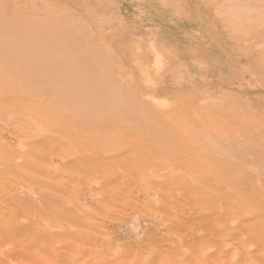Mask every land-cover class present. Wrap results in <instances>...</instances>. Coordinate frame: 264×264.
Masks as SVG:
<instances>
[{
    "label": "rangeland",
    "instance_id": "374dc122",
    "mask_svg": "<svg viewBox=\"0 0 264 264\" xmlns=\"http://www.w3.org/2000/svg\"><path fill=\"white\" fill-rule=\"evenodd\" d=\"M96 1L97 0H0V80L9 79L11 82L14 83L13 85L15 91L14 93L9 89H6L0 99L13 100L18 95L28 96V98H31L34 101H38L40 99L37 93H35L37 97L33 95V91L31 94L28 93L29 90H30L29 92H31V89H28V85H25L24 83L18 84V81L21 80L22 78L20 77L21 75H19L20 79H18V77L17 78L14 77V74L17 73L16 70L18 71L19 69L20 71H23L25 69L26 71L27 69H29L28 67L30 65H26L28 66L27 69L26 66H24L26 62L24 63V65L20 63V60H22L23 57L25 56L27 57L32 56L30 57V59L31 58L34 59L35 55H38L37 57H35L34 60L37 63L39 62L42 63V65H44L42 67H49L50 65L55 63V65L53 64L55 68L58 64L60 65L57 66L58 71H60L59 74L62 72L61 74H63L62 75L63 77L68 78L72 76L75 79H76V67L80 64V60L82 62L81 65L87 63L89 64L90 60L91 61L93 60L92 63L91 62L90 63L92 64L94 69L95 66H97V64L98 66H100L101 68L100 70H102L106 66L104 72H107L106 73L107 76L109 75L110 78L112 79L113 77L116 78L113 79L114 82L116 80V82L118 83L119 82L118 79H119L120 84H125L129 81L126 74L117 73L118 68L119 69L121 68V63L125 62L124 65L126 67V70L132 69L135 72L141 73V71H143L141 70L142 69L140 67L141 65L144 68V70L147 72L150 69H153V67L151 66H154L156 64V60L154 59L155 57L154 52H155L157 53L156 55L161 56V58L164 57L162 61L166 62L167 60L169 65L166 66L165 63L163 72L159 74L158 73L155 74L153 73V71H150L148 73L150 75L149 80L153 81L154 85L157 84L158 86L160 85L163 86V84L165 85L169 84L168 85L170 87L169 95L179 93V91L176 89H178L180 86L183 85V83L186 82L181 80L175 83L173 82V78L164 75L169 70V68L172 69L173 67L178 65L177 61L179 60L180 56L182 55L184 56V58L188 62V65L190 66V70L194 74V78H195L194 82H189V80H187L186 78L188 82H186L184 86L188 89L186 91L180 90L181 92L178 94L179 101L181 102L179 105L182 106L180 107L178 105L175 109L178 113L177 115L180 116V117L178 116L177 119H175L176 121L177 120L178 121L181 120L180 122L184 121L182 120L184 119L183 118L184 116H187L188 118L190 117L192 119L195 116V119L197 120L198 124L199 121H201V123L202 121H204L205 124L206 122L207 123L210 122L207 125L211 127L220 125V127L218 128H221L222 130L223 129L227 130L229 134L233 137L237 135L235 138H239L241 134L242 136L247 137L248 133H250V131L248 132V128L253 126L251 124L264 122V0H102L104 4H101L100 6L96 4ZM123 1L129 3L123 4ZM90 2H92L91 5ZM135 7L137 9H140L141 13L137 12L132 17L133 11L136 10ZM95 8L98 9L95 10ZM113 11L116 12L113 13ZM116 15L121 16L119 17L120 19L127 20L126 23L127 28L124 29L122 28V26L120 27L117 26L118 25L116 24L117 22H115V19L113 20V16L115 18ZM103 17L106 18L108 17V19L110 18L111 20L109 19L107 22H105L106 23L105 25L103 24L101 26L100 22ZM197 23H199L200 25ZM76 24L79 27H77ZM133 28L135 29V31ZM76 29H78V31H76ZM112 29L113 31H111ZM126 29L128 30L126 34L129 36H125L124 34ZM84 30H86V36L88 35L86 39H88L91 36V39L90 38L89 39L92 41V43H94L92 44V46L91 43H89V39L88 42L85 39ZM88 31L90 32V34H87ZM111 32L114 33L112 34ZM116 33L119 34L117 35ZM76 34H78L77 39H76ZM105 34L106 36H104ZM79 37L81 39H79ZM84 39L86 40V42ZM125 39H128V41ZM76 40L77 41L82 40V42H80L81 44L80 46H82L81 51L83 50L82 51L83 53L87 52L86 53L87 56H89V54L91 53L89 51L90 47L88 46H91L90 50L95 51V52L93 51L94 53H91L92 54L91 57L93 59H91L90 56L88 59L87 56L83 57L84 54L80 53L81 52L80 46L78 45L79 41L76 42ZM137 41H139L140 43ZM98 42L100 44L99 47L103 45L104 47L103 49H105L103 53H107L108 51L107 53L108 55L105 54V56H107V61L105 58L106 62L103 61L104 57L102 55L104 54L101 53L102 51H99V53L101 54H98L97 51L100 49L99 48L97 50L95 49L98 47ZM105 42L111 43L112 45V47H110L111 49L110 48L107 49L105 47L104 45ZM134 43L135 45H133ZM137 43L138 45H136ZM148 43H151V46L155 47L153 50L154 52H152V50L148 51V49L151 48L148 47V45L150 46V44ZM123 44L125 47L122 46ZM113 45L115 46L113 47ZM214 45L216 47H214ZM135 46L136 47L138 46V48L140 47L139 49H141V51L138 49L139 50L138 52H140L141 55L136 51L137 49L135 48ZM77 48L79 52L76 51ZM173 48H175L174 49L175 51L172 50ZM210 48L211 49L213 48V50H211ZM134 50L137 52V56H140L139 60ZM204 50L206 51V53ZM145 51L148 53V55ZM78 54L80 56V59H78L79 61L78 60L76 61V58H79ZM115 54L117 55L115 56ZM118 54L120 55L118 56ZM208 54L210 57L208 56ZM9 55H11V57ZM39 55H41L42 57L41 59H39ZM98 55H100L99 56L100 58L103 57L101 58L102 62H100L101 59L98 57ZM122 55H129L130 57H132V60L130 62H126L125 59H123L122 61L121 59ZM13 56L15 58L21 56L22 58L19 59L20 57H18L19 59L18 60L17 58L14 59ZM171 56H174L173 60H171L172 59ZM82 57L83 59H87L88 62L86 60L84 61ZM110 57H112L111 60ZM113 57L115 58L113 59ZM141 57L143 58L142 63L140 61L142 60ZM28 58H24L21 62H24L25 59L28 60ZM108 58L111 61V63H112V59L113 60L116 59L114 63H117V65L119 64L118 65L119 67L116 66V64L115 66L112 65L114 64L112 63L111 64L112 67L108 68L107 64H109L110 62ZM12 59H14V62H12ZM228 59H230L229 60L230 63H228L229 62ZM34 60H32L33 63L35 62ZM154 60L155 62H152ZM44 61L46 62V64H43ZM18 62L21 64L23 70L20 68L21 66L19 67V65H18V69H15L16 64H19ZM219 62H220V66L218 64ZM93 63L95 64V66L93 65ZM129 63L130 64L132 63L131 64L132 68H130ZM101 64L103 65V67L101 66ZM84 66L81 67L83 68ZM34 67H36L37 69H35ZM33 68L34 69L31 68L32 72L37 71L39 69L37 65H34ZM51 68L53 69V67ZM78 68L80 69V74H82L81 73L82 68L80 67ZM56 69H53L56 71L54 73L58 72ZM95 70L100 71L97 67ZM235 70L237 71L235 72ZM25 71L23 73H25ZM112 71H114V74H111ZM196 72L198 75L196 74ZM26 73L29 74V72ZM101 73L103 72L101 71L100 74ZM237 73L239 74L237 75ZM25 74H23V78H25ZM103 74L105 75V73ZM104 75L102 76L101 74L99 77L105 78ZM222 75L223 76L225 75L224 76L225 80L222 77ZM110 78L108 77L107 79ZM231 78H233V80L228 81V79ZM112 79H110V81H113ZM26 80L28 79L26 78ZM239 81L240 83H238ZM21 82H25V81L22 79ZM19 85L20 86L24 85L25 87L27 86L26 90H24L23 86L22 88L21 87L19 88L18 87ZM59 85L61 87H64L65 90H67L66 84L61 83ZM213 86L216 89L213 88ZM31 88L32 90H34L33 83ZM64 88H62V90H64ZM69 88L70 86H68V89ZM60 90L61 89L59 87V91ZM58 93L60 96V101L63 99V102L65 101V103L66 102L68 103L69 101L67 100L72 99V102L70 101L71 104L75 103L74 101H78L79 103L78 98L85 97L83 94H80V96H78V98L76 97L75 100L74 98L75 96H77V94L73 95V92L72 94L71 92H69V94L68 93L63 94L61 92ZM124 94L126 95V93ZM260 94H262V96ZM64 95L65 97H63ZM106 96L104 98L107 99L108 95ZM231 97H233V99H231ZM85 98L87 101L81 98L83 102L79 103V105L84 104L83 107L86 108L87 106H89L87 105L89 97L87 99V95H86ZM198 98H205L206 100L210 99L209 101H212L214 103L211 108L207 110H202V109L200 110V107H198L199 104L198 101L200 102V100H198ZM222 98L225 100L222 101ZM185 99L187 100L192 99L191 100L192 102H190V104L184 107L182 102ZM129 100L127 98V101ZM106 101H108V99L105 100V102ZM122 101L120 102V105L121 103L123 104ZM194 101L196 102L194 103ZM130 102L135 104L134 100L133 101L130 100ZM130 102H129V104H131L130 106L133 107V104ZM65 103L63 104V107L62 105L56 107L52 104L54 111L52 110V112L49 113L51 120L54 119L60 120L61 118L64 119L65 117L68 118V116L70 117L71 115H73L72 112L76 110V107H80L79 105L75 107V105L78 104L76 102V104H73V109L68 110V113L66 114L67 111L65 110H67V108L68 109L71 108V106L66 108L68 104ZM105 104L108 103L106 102ZM123 106L122 108H125ZM251 106L253 109H251ZM136 107L137 106L134 105L133 108L135 109ZM60 108H62L63 110H61ZM89 108L95 110L92 104ZM96 108L97 109L99 108L98 105H96ZM178 108L181 110H179ZM126 109L127 107L125 108V110L123 109L126 112L118 111L117 115L120 117H127L130 112L129 110H131L132 108L130 107L129 109L127 110ZM134 109L133 111H135ZM248 109L250 110L248 111ZM193 110L195 111V113L196 112L197 113L196 114L193 113L194 112ZM27 111H28L27 113L30 115L35 113L34 109ZM127 111H128V115L126 116ZM214 111L217 113H214ZM137 112H140V109H138ZM253 112L255 116L253 115ZM122 113H124L123 115L125 116H122ZM198 117L204 118V120H201ZM117 118L119 117L115 116L116 120H118ZM208 119L210 120L207 121ZM256 119L258 120L260 119V120L258 121ZM218 120H223L224 122H219ZM139 121H140L139 125L140 124L142 125L141 122H144L143 120L142 121L139 120ZM177 122L176 123L174 122V124L177 125ZM179 125L182 126L183 124L180 123ZM245 125L246 126L248 125L249 127H247L246 129L244 128ZM142 126H144V123ZM38 127H40V129ZM135 128H136L135 126L129 127L127 133L130 134L131 132H133ZM189 128L192 129L191 126ZM35 130L38 131V133L41 134L44 139L46 135L43 136V134L46 133L45 130L47 129L43 124L40 125L37 124L35 125L33 130L31 129V131L30 130H25V131L30 132V135L33 136L34 134H37ZM39 130L42 131L40 132ZM58 130L56 131L60 133L64 132L63 127H60V129ZM32 131L34 132L32 133ZM236 131L237 132L240 131V132L237 133ZM46 134L50 135V132H47ZM126 134L124 138L129 137V134H127L128 136ZM53 135H58V134H56L55 132ZM217 136L218 135H216V137ZM262 136L264 137V133ZM262 136L259 135L258 137L260 138V140L259 138L258 139L256 138L255 141L257 143L259 142L263 143L261 142V139L262 141H264V138H262ZM32 139L36 145L37 143H39V146L38 145L37 146L40 147L39 148L40 150L41 149L40 145L42 144L43 139L41 138L40 140L37 139L38 141L36 140L35 137H33ZM20 142L21 140L19 138V134H17L16 138L13 139L11 142V147H10L11 151L20 149L21 148ZM179 142L182 143V141ZM114 144L118 146L117 142ZM114 144L112 145L114 146ZM246 145H248V143L244 142V145L241 144L240 146L241 147L243 146L244 148L246 147ZM177 146L176 147L172 146L173 147L172 149L176 148L178 149V151H183L182 144H179ZM144 147L145 145H141V144L138 146V149L141 152L140 153L141 167H146V166L148 167L149 165L154 166L157 168L159 173L161 172V174H166V173L171 174L174 173L175 170L179 169L178 171H180L181 168L180 171L181 175L180 172L177 171L175 172V174H178V176H182V172L184 173L183 175H186L189 173L188 170H191L196 166V161L194 159H190L183 164L184 167H186L185 165H187L186 168L183 167L181 162L180 165L182 166H178L177 162L171 163L172 161H170L169 163V161L164 160L165 158H158L157 157L158 154L154 151L153 147H151V150L147 146L146 149H144ZM241 147L238 149L236 148V150L233 149L234 151L233 150L232 151L234 153L230 152L228 157L229 156L230 158L235 157L233 159L235 161L238 159L240 160L244 159L246 156L245 154H243L244 153L242 151L243 148ZM147 148H149V151L146 152ZM247 148L248 147H246V149ZM178 151L174 152V155H176ZM238 151L240 152L242 151V152L238 153ZM40 152H41L40 154H43L44 156L42 157L43 159L40 157L39 161L42 160L41 163H43L44 158L47 159V155L45 153H42L44 152L43 146ZM237 153H238V157L236 156ZM242 155L243 158L241 157ZM1 156L2 153H0V159ZM154 157L157 158L154 159ZM127 160L130 161L128 162L129 164L133 163L131 160L129 159ZM127 160H125L126 163ZM160 160L161 162L163 160L164 164L163 163L160 164L159 162ZM107 161L110 163L109 166H111L112 169L119 167L120 166L119 163H121L122 167L124 166V162L118 161L119 163L117 164V162L115 161L114 163L113 158L108 159ZM143 162H146L147 165L146 163ZM188 162L191 164L190 166H188L187 164ZM261 162H263V160H261ZM155 163L157 165H155ZM44 164H46L45 161ZM129 164H127L128 166L125 165L126 169L129 167ZM168 164H170L171 167L173 166L175 167L173 171H170L168 169L169 166H166ZM215 164H213V166H215ZM62 166L63 168L60 171L51 172V175L46 177V183L52 186L53 188L60 187L64 183H66V186L69 188V190L76 189V184L79 185L81 181L77 180L76 177L70 176V171L76 168V163H74V161L72 160L64 161L62 163ZM130 167L131 168H129L128 170L132 169V166ZM170 169L172 170V168ZM25 170L30 171L31 167H26L25 169H23L21 164H15V166L7 170V174L13 183H17L23 178V172ZM242 172L244 173V175ZM239 177L241 178L242 182L251 183L253 189L252 188L249 189L246 187H244L245 188L244 189L240 186L242 189L240 187L238 189L235 188L234 189L235 191H257V190L261 191L262 183L264 184V174L255 175L254 173L253 175V172H245L242 169ZM243 178L245 180H243ZM255 179L258 180L259 182L255 181ZM31 182L33 181H30V183ZM254 183L256 185L258 184L261 187L254 186L255 185ZM5 184L6 182L2 178H0V228L1 229H5L9 222L19 223L22 220L29 217V214L26 213L24 210L16 208L15 201L11 202V200H9L10 191H8V188L6 187ZM190 185L191 186L189 185L180 186L178 184H174L172 187H168V191H151L152 198L149 199H147L145 195H142L141 191H134L130 187H124L119 182L114 180L107 181L100 189V191H92L89 197H85L81 199L76 198L77 192L79 191H44V192H51L55 196V201L49 206L42 208V204L40 200L38 199L32 200L30 201L29 208L40 209L42 215L39 216V219L42 218V216L45 214L52 217V220L54 222L53 230H57V232L60 233V237H49L47 234V231L49 232V230L44 225V222H40L37 228L38 235H35L34 232H31L27 236L25 241L22 243H19L17 240H13L14 249L18 248L22 244H25L28 246H32L38 253L46 257V260L42 261L41 263H35V264H68L67 263L68 260L64 259V257L66 256L69 258V260L70 259L73 260L72 264H175L180 261L179 260L180 256H173L170 253H164L159 255L153 254L149 259L140 261L138 259V254L145 252L150 246L161 245L166 247L167 240L170 237H176L175 238L176 241L183 240L181 244H183V246L188 247V250L190 249V242L186 243V241L187 240L190 241V237H191L190 234L193 229L182 226L181 220L178 219L176 215H179L181 213V210H183L184 208H190L191 205L185 200L179 204H174L169 198L171 196H174L175 193L179 194L182 191H200L196 186L194 187L192 184ZM6 201L11 202V205L8 208L5 207ZM60 210H63V212L65 213H70V212L74 213L75 219L69 221L64 218H61L60 215H58ZM7 211H9L11 214L5 215ZM132 216L134 217L135 230H139L140 227L144 225L143 220L148 219L151 216L157 218L158 223L155 226V228L146 236H133V235H129L128 237L118 236L117 227L124 228L129 223ZM163 218H165V220H163ZM59 222L63 223V229L61 230L58 228ZM85 223H90V228L88 230L84 229ZM71 227H73V229H71ZM81 232H84V235L77 236ZM74 233H76V239L73 241L72 236ZM58 241L61 243L60 245L57 244ZM227 242L230 244L233 243L234 245L237 246V248L234 249L232 245H229L231 249L227 253L224 252L222 256V258L226 262H228V259L234 255L237 257L235 263H238L239 261L238 259L240 258L242 251V246L246 243H249L251 245V254L253 256H257L260 253V248L258 246L252 245L254 243L253 240L248 242H243V240L240 238L238 234H234L230 239L227 240ZM192 251H193L192 257L196 261L206 260L203 255V252L200 251L199 247L193 248ZM7 258H8L7 255L0 254V264L3 263ZM210 259L211 260L215 259V255L213 254V252L210 254ZM18 263H21V260H19Z\"/></svg>",
    "mask_w": 264,
    "mask_h": 264
},
{
    "label": "bare ground",
    "instance_id": "6f19581e",
    "mask_svg": "<svg viewBox=\"0 0 264 264\" xmlns=\"http://www.w3.org/2000/svg\"><path fill=\"white\" fill-rule=\"evenodd\" d=\"M126 3H129V2L123 1V4H126ZM91 4L92 2H90V5ZM96 4L100 6L101 4H104V3L102 0H97ZM97 9L95 8V10ZM140 11H141L140 9L136 8V10L133 11L132 17L137 12H140ZM115 12L113 11V13ZM114 16H113V20L115 19V22H117L116 24H118L117 25L118 27L122 26V28L124 29L127 28L126 19H120L119 17L121 16H117V15L114 18ZM109 19L108 17L107 18L103 17L101 19L100 25L101 26L103 24L105 25L106 24L105 22H107ZM76 31H78V29H76ZM84 31H85L84 34H85V39H86L88 35L86 36V30ZM111 31H113V29ZM126 32H128L127 29L124 33L125 36H129L126 34ZM111 33H110V36H111ZM78 34H76V39L78 38L77 37ZM87 34H90V32L88 31ZM104 36H106V34ZM89 38L91 39V36ZM79 39L81 38L79 37ZM88 39H86L87 42H88ZM90 39H89V43H91V46H92V44L94 43H92ZM125 40L128 41V39H125ZM78 41H79L78 45L80 46L81 45L80 42H82V40H78ZM78 41L76 40V42ZM148 44H150V46L148 45V47L149 48L151 47L150 49H148V51L152 50V52H154L153 50L155 47L151 46V43H148ZM104 45L107 49L112 47L111 43L109 42H105ZM128 45H129V42H128ZM133 45H135V43ZM136 45H138V43ZM91 46H88L90 47L89 51L91 53H94L95 52L94 50H90ZM99 46L100 44L98 42V47L95 49L97 50L99 48L100 50H98L97 52L98 54H101L103 53L105 49H103L104 48L103 45L101 46L102 49ZM114 46L115 45H113V47ZM122 46H124V44ZM81 47L82 46H80V51H81ZM214 47L216 46L214 45ZM135 48L137 49L136 50L137 52L139 50L141 51V49H139L140 47L138 48V46L137 47L135 46ZM174 49L175 48H173L172 50ZM211 50H213V48ZM76 51H78V48ZM82 51L80 53L84 54L83 57L84 56L86 57L87 52L83 53ZM89 51H88V54H89ZM99 51H102V52L99 53ZM137 52H136V56H137ZM91 53L89 54V56L91 59H93L91 57L92 55ZM107 53H103L104 54L102 55L104 57L103 61H105V58L107 61V56H105V54ZM138 53L140 54V52ZM154 54H155L154 59L156 60V64L154 66H151L153 67V69H150V70L148 69L149 71L147 72L144 70V68L141 65H140V67L142 68L141 70H143L141 71L139 69L141 73L135 72L132 69L126 70V67L124 65L125 62L121 63V68L120 69L118 68L117 73L126 74L129 81L125 84H120L119 79H118L119 81L118 82L119 84H118L116 80L115 82L113 80L116 78L113 77L112 79L110 78L109 75L107 76L106 75L107 72H104L106 66L103 68L104 70L103 69L100 70L101 69L100 66H98V64L97 66H95L94 64L95 62H94L93 65L95 66V69L97 67L100 71L95 70L91 64L93 60L92 61L90 60L91 63L89 62V64L87 63L83 65H81L82 63L81 60H80V64L77 62L80 66L78 65L76 67V79L73 78L72 76L68 78L63 77L62 76L63 74H61L62 72L59 74L60 71H58L57 66H60V65L56 63L57 66L54 68L55 63H53L54 64L53 65L51 63L52 60L50 62L52 65H50L49 67H42L44 66L42 65V63L40 62L37 63L34 60L35 57H37L38 55H35L34 59L31 58L32 60L35 61L34 63L30 59V57L32 56H28L29 58L27 56L23 57V59L28 58V60L25 59L24 62H21L23 59L20 60V63L22 65H24L25 62L26 63L24 66L30 65L29 67L26 66V69L27 67L29 68L26 71L25 69L23 70L19 62H18L19 64H16L17 67L15 66V69H18V65H19V67L21 66L20 68L23 70V71H20L18 69V71L16 70L17 73L14 74V77L16 78L18 77V79L22 77L21 80L18 81V84L24 83L25 85H28V89H31V92H29L30 91L29 90L28 93L31 94L33 91V95L36 97L38 95L40 99L38 101H34L31 98H28V96H23V95H18L13 100L0 99V153H2V156L0 159V178H2L6 182L5 185L8 188V191H10L9 200H11V202L15 201L16 208L22 209L26 213L29 214L28 218L22 220L19 223L9 222L5 229L0 228V254L8 256V258L1 264H35V263H41L42 261L46 260V257L38 253L32 246L22 244L16 249H14V246H13V240H17L19 243H22L25 241V239L31 232H34L35 235H38L37 228L40 222H44V225L49 230V232L47 231V234L49 237H60V233H58L57 230H53L54 222L52 220V217L45 214L42 216V218L39 219V216L42 215L41 211L40 209L29 208L30 201L37 200V199L40 200L42 204V208H45L49 206L50 204H52L55 201V196L51 192H44V191H79L77 192V195H76L77 199L89 197L92 191H100L103 185L109 180L117 181L122 186L130 187L134 191H141L142 195H145L147 199L152 198L151 191H168V187H172L174 184H178L180 186H187V185L191 186L190 184H192L194 187L196 186L200 190V191H182L179 194L175 193L174 196L169 197L170 200L174 204H179L185 200L191 205L190 208H184L183 210H181V213L179 215H176V217L181 220L182 226L193 229L190 234L191 235L190 241L189 240L186 241V243L190 242V249L188 250V247L183 246V244H181L183 240L176 241L175 240L176 237H170L167 240L166 247L161 246V245L150 246L145 252L138 254V259L140 261L149 259L153 254L159 255V254H164V253H170L173 256H180L179 257L180 261L175 264H264V189H262L264 188L263 186L264 184L262 183L261 191H258V190L257 191H235L234 190L235 188L238 189L240 186L242 188L246 187L249 189L253 187L251 183H244L241 181V178L239 176H240L242 169L245 172H253V175L254 173L255 175L264 174V163H263L264 162V141H262V139H261V142L263 143H260L259 141H258L259 143H257L255 141L256 138L257 139L259 138L258 137L259 135L262 136L264 133V122L251 124L253 125L251 127H249L248 125L247 126L245 125L244 128L247 129V127H249L248 132L250 131V133H248L247 137L242 136L241 134L239 138H235L237 135L234 137L231 136L227 130H224V129L222 130L221 128H218L220 127V125L211 127L207 125L210 122L209 123L206 122L205 124L204 121H202L201 123L199 119L204 120V118H201V117H198L199 124L197 123L195 116L192 119L190 117L188 118L187 116L183 117L182 115L184 119L182 118L181 119L184 121L180 122L181 120L179 121L177 120L178 121L177 122L175 119H177L179 115H177L178 113L175 109L181 103L179 101L178 94L181 91H184V90L186 91L188 89L184 86V84L188 82L187 80H189V82H194V79H195L194 74L190 70V66L188 65V62L184 58V56L183 55L180 56L179 60L177 61L178 65H176L172 69L168 67L169 70L164 75H167L173 78V82L175 83L181 80L186 81V82L183 83V85L180 86L178 89L175 88L176 90L179 91V93L169 95L170 93V87L168 86L169 84L168 85L163 84V86L162 85L158 86L157 84L154 85L153 81L149 80L150 75L148 73L150 71H153V73L155 74L156 73L159 74L163 72L165 63H166V66L169 65L167 60L166 62L162 61L164 57L161 58V56L156 55L157 53L155 52ZM116 55L117 54H115V56ZM119 55L120 54H118V56ZM9 56L11 57V55ZM89 56H87V59L89 58ZM99 56L100 55H98V57ZM18 57H20L19 59L22 58L21 56H18ZM18 57L16 58L18 59ZM137 57L139 60L140 56H137ZM171 57H172L171 60H173L174 56H171ZM13 58L16 59L14 56ZM41 58H42L41 55H39V59ZM111 58L112 57H110V60ZM114 58L115 57H113V59ZM14 59H12V62H14ZM78 59H80V56L79 58H76V61ZM87 59H83V60L84 61L86 60L88 62ZM113 59H112V63H114V61L116 60V59L115 60ZM121 59L122 61L123 59H125L126 62H130L132 60V57H130L129 55H122ZM141 59L142 60L140 61L142 63L143 58L141 57ZM155 60L152 62H155ZM229 60L230 59H228V61ZM10 61H11V58H10ZM100 62H102V59L100 60ZM112 63L110 61L109 64L107 63L105 64H107L108 68L109 67L111 68L112 65L115 66V64L116 66L119 65V64L117 65V63H114V64ZM228 63H230V61ZM43 64H46V62L44 61ZM131 64L129 65L130 68H132ZM218 64L220 66V62ZM34 65H37V67L39 68L37 70L38 72L37 71L32 72V69L34 68L37 69L36 67L33 68ZM81 66H84V67L82 68ZM101 66L103 67L102 64ZM51 67H53V69L57 68L56 70L58 72L54 73L56 71L53 70ZM78 67L82 68V71H81L82 74H80V69ZM202 70H203V67H202ZM237 70H235V72ZM24 71L25 73L26 72H29V74L31 73L30 75L26 73L27 76L29 77H27L26 74L23 73ZM101 71L105 73V75L101 73L102 76L103 75L105 76V78L103 77L104 79L102 77H99L101 75L100 74ZM77 73L80 75H78ZM23 74H25V78H23ZM111 74H114V71H112ZM238 74L239 73H237V75ZM19 75L21 76L19 77ZM106 76L107 78L109 77L113 81H110V79H107ZM224 76L222 75L223 78ZM26 78L28 80H26ZM22 79L25 82H21ZM153 80H154V77H153ZM230 80H233V78L228 79V81ZM143 82L146 84H144ZM28 83H30L31 86L33 83L34 90H32L30 84ZM61 83H64L67 85L66 86L67 90H65L64 87H61L59 85ZM238 83H240V81ZM13 84L14 83L11 82L9 79L0 80V98L6 89H9L10 91L15 93ZM35 85H36V88H35ZM22 86L24 90H26L27 86L26 87L24 85ZM22 86L19 85L18 87L22 88ZM68 86H70L69 89H68ZM59 87L61 90L62 88H64L65 92L64 90H62L64 93L61 90L59 91ZM213 88L215 87L213 86ZM58 92H61L63 94H67V93L69 94V92H71L72 94L73 92V95L77 94L75 98L73 97L75 100H76V97L78 98V96H80V94H83L85 97L87 95V99L89 97L88 99L89 103L87 102V105L89 106L87 105L85 106H87L88 109L87 107L86 108L83 107L84 104L79 105V103L83 102L82 99L86 100L85 97H80L78 98L79 103L78 101H74L75 103H73V104H76V102L78 103L77 105H75V107L78 105L80 106V107H76V110L72 112L73 115H71L70 117L68 116V118L65 117L64 119L61 118L60 120L59 119L51 120L49 113H51L53 110L52 104L56 107H59L61 105L63 107V104L65 103V101L63 102L62 98H61L62 100L60 101V96ZM193 92H196V91H193ZM35 93H37V95ZM124 93H126V95ZM195 94H198V93H195ZM106 95H108V98H107L108 101H106L108 104H105L106 103L105 100L107 99L104 97ZM260 95L262 96V94ZM63 97H65V95ZM233 97H231V99H233ZM127 98L128 100L130 99L131 101L134 100L135 104L130 102V100L127 101ZM191 100L185 99L182 102L184 107L190 104V102H192ZM198 100H200V102L198 101L199 103L198 107H200V110L201 109L207 110L211 108L214 103L212 101H209L210 99L206 100L205 98H198ZM224 100L225 99L222 98V101ZM67 101L69 102L68 103L66 102L68 104L66 108L69 106H71V108L69 109L67 108V110H65L67 111L66 114L68 113V110L73 109V104L70 103V101L72 102V99H69ZM121 101L123 102V104L121 103V105L122 106L125 105L123 107L125 108L127 107V109H129L130 107L132 108L131 109L132 112L131 110H129L130 111L129 115L127 111L126 113V116L128 115L127 117H120L117 115L118 111L122 112L125 110V108H122V106L120 105ZM196 101H194V103ZM129 102L133 104V107L134 105H136L137 107L134 109L132 106H130L131 104H129ZM91 104L93 105V108H95V110L89 108ZM96 105H98L100 110L99 108L98 109L96 108ZM159 107L162 109H160ZM222 108H225V107H222ZM31 109H34L35 113L30 115L27 113L28 112L27 110H31ZM60 109L63 110L62 108ZM133 109L135 111H133ZM138 109H140V112H137ZM251 109H253L252 106H251ZM249 110L250 109H248V111ZM193 113H195V111ZM214 113H217V112L214 111ZM123 114L124 113H122V116H125ZM253 115H254V112H253ZM115 116L119 117L117 118L118 120L115 119ZM139 120L144 121V122H141L142 125L144 123V126H142L141 124L139 125L140 123ZM209 120L210 119H208L207 121ZM218 121L224 122L223 120H218ZM174 122L175 123L177 122V125H175ZM180 123H182L184 126L179 125ZM37 124L39 125L43 124L45 128L47 129L45 130V132L46 133L50 132V135L46 133L43 134V136L46 135L43 139L42 135L39 134L38 131L36 130L35 131L37 132V134H34L33 136L30 135V132L25 131V130L31 131V129L33 130V128ZM131 126H135L136 128L133 130V132L129 134L127 132H128V128ZM190 126L192 129L189 128ZM60 127L64 128L63 133L58 132L59 131L58 129H60ZM38 128L40 129V127ZM33 132L34 131H32V133ZM55 132L58 135H53ZM126 133L129 134L128 138H124ZM17 134H19V138L21 140L20 142L21 148L11 151L10 149L11 142L13 139L16 138ZM216 135L218 136L216 137ZM33 137H35L36 140L37 139L40 140V138L43 139L42 144L40 146H41V149L43 146L44 152L42 153H45L47 155V159L44 158V161L46 164H44V161L43 163H41L42 160L39 161V158L40 157L42 158L44 155L40 154L41 149L39 150L40 148L38 147L39 143H37L38 145L37 146L33 142V139H32ZM262 138L264 137L262 136ZM179 141H182V143H180ZM116 142L118 146L114 144ZM244 142L248 143V145H246V147H248L247 149L246 147L243 148V146L242 147L240 146L241 144L244 145ZM111 143L114 144V146ZM140 144L145 145L144 149H146V146L149 147L150 150H151V147H153L154 151L158 154L157 157L165 158L164 160L169 161V163L170 161H172L171 163L177 162L178 166H182L188 160L194 159L196 161V166L192 168L191 170H188L189 173L186 175H183L184 173L182 172V176H178V174H175L176 171L180 172L181 168H180V171H178L179 170L178 169V170H175L174 173H171V174H168V173L161 174V172L159 173L157 168L154 166L149 165L148 167L147 166L141 167V154H140L141 152L138 149V146ZM176 144L177 145L182 144L183 151H178V149L176 148H175L176 150L172 149L173 147L177 146ZM239 146L243 148L242 151L244 152L243 154H245L246 157L241 160L238 159L239 161L233 160L235 157L233 158H230V156L228 157L230 152H233L234 150H236V148L237 149L240 148ZM149 148H147L146 152L149 151ZM176 151L178 152L176 155H174V152ZM239 152L240 151H238V153ZM238 153L236 154L237 157H238ZM241 157L243 158V155ZM111 158H113L114 163L116 161L117 164L119 162H124V166L122 167L121 163H119L120 165L119 167L112 169V167L109 166L110 163L107 161L108 159H111ZM156 158L154 157V159ZM127 159L131 160L133 163L129 164L128 162L130 161H128ZM71 160L74 161V163H76V168L70 171V176L76 177L77 180L81 181L79 185L76 184V189L69 190V188L66 186V183H64L62 186L57 187V188H53L52 186L46 183V177L50 176L51 172L60 171L63 168L62 163L64 161H71ZM125 160H127V163ZM261 160H263V162H261ZM159 162L160 164L161 163L164 164L163 160L162 162L161 160ZM180 162L182 163V165H180L181 164ZM143 163H146V162H143ZM156 163L155 165H157ZM15 164H21L23 169H25L26 167H31V170H32V171L30 170L31 172L25 170L23 172V178L17 183H13L7 174V170L11 169L13 166H15ZM127 164H129V167L126 169L125 165ZM187 164L188 166L191 165L189 162ZM213 164H215V166H213ZM130 166H132V169L128 170L129 168H131ZM166 166H169L168 169L170 171H173V169L175 168L174 166L171 167L170 164ZM185 166L187 167V165ZM170 168H172V170ZM180 175H181V172H180ZM243 180L245 179L243 178ZM30 181H33V182L30 183ZM255 181L259 182L256 179ZM254 186L258 187L259 185L255 184ZM11 202L6 201L5 207L8 208L11 205ZM7 214H11V213L7 211L5 215ZM58 215H60L61 218H64L69 221L75 219V214L72 212L65 213L63 212V210H60ZM163 220H165V218H163ZM143 223L144 225L140 227L139 230H135L134 229V217L132 216L129 223L124 228L117 227L118 236L120 237H128L129 235L146 236L148 233H150L155 228V226L158 223V219L151 216L148 219H144ZM58 224H59L58 228L60 230L63 229V223L59 222ZM89 228H90V223H85L84 229L88 230ZM71 229H73V227H71ZM234 234H238L240 238L243 240V242H248V241L253 240L254 243L252 245L258 246L260 248V253L257 256H253L251 254V245L249 243H246L242 246V251H241L240 258L238 259L239 260L238 263H235L237 257L234 255L228 259V262H226L222 258V256L224 252L227 253L231 249L229 245H232L234 249L237 248V246L234 245L233 243L230 244L227 242V240L230 239ZM79 235H84V232H81L77 236ZM75 239H76V233H74L72 236V240L74 241ZM57 244L60 245L61 243L58 241ZM198 247L200 248V251L203 252V255L206 260L196 261L195 259H193L192 249L198 248ZM212 252L215 255V259L213 260L210 259V254ZM64 259L68 260L67 262L68 264H72L73 262V260L71 259L69 260L67 256L64 257ZM19 260H21V263H18Z\"/></svg>",
    "mask_w": 264,
    "mask_h": 264
}]
</instances>
